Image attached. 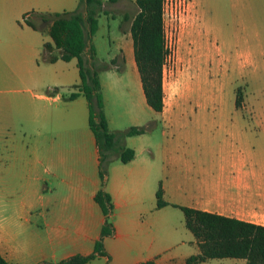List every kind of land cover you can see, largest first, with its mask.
<instances>
[{
  "label": "crops",
  "instance_id": "crops-1",
  "mask_svg": "<svg viewBox=\"0 0 264 264\" xmlns=\"http://www.w3.org/2000/svg\"><path fill=\"white\" fill-rule=\"evenodd\" d=\"M79 3L0 0V253L4 259L11 264H59L75 255H90L108 219L114 232L103 239L107 254L85 264H189L187 259L200 253L198 241L185 216L182 223L175 222L182 211L174 205L264 226V122H258L264 115L237 110L228 115L212 113L211 130H206V113L197 112L192 119L177 115L176 125L172 122L175 132L169 135L163 130L155 143L158 112L147 103L131 26L122 31L119 49L123 64L133 69L139 103L149 115L136 117L133 125L148 129L125 139V146L135 151L132 160L122 162L117 151L109 155L105 190L113 209L108 215L103 212L95 199L102 180L89 104L82 93L70 98L81 84L77 59L51 62L50 56L61 55L53 47L40 62L43 45L52 42L49 24L37 30L26 20L36 13L73 11ZM231 6L238 14L239 29L247 33L228 53L259 55L261 48L252 50L253 44L248 49L246 41L256 37L257 46L264 49L253 27L264 21V0H231ZM239 29L233 28L234 33ZM221 32L217 31L219 38ZM93 38L87 40V51ZM190 123L191 137L181 127ZM160 186L168 204L159 208ZM193 264L247 261L213 258Z\"/></svg>",
  "mask_w": 264,
  "mask_h": 264
},
{
  "label": "rangeland",
  "instance_id": "rangeland-1",
  "mask_svg": "<svg viewBox=\"0 0 264 264\" xmlns=\"http://www.w3.org/2000/svg\"><path fill=\"white\" fill-rule=\"evenodd\" d=\"M105 1L107 12L99 16L93 45L98 62L108 67L100 71L99 76L109 128L117 132L134 126L136 117L149 115L139 103L138 80L132 67L123 64L119 49L122 31L130 28L138 6L135 0ZM237 15L231 0H165L168 54L163 70L164 110L156 114L153 128L155 143L160 142L163 130L169 135L175 132L177 115L192 119L197 112L206 113V130L214 128L212 113L228 115L237 110L264 115V49L257 46L259 42L254 37L246 41V47L249 49L255 44L252 50L261 48L259 55L228 53L229 47L243 42L247 33L240 30L239 19L235 20ZM259 25L253 27L258 29L264 43V21ZM235 27L240 28L236 33ZM218 30L223 37H218ZM45 55L43 46L40 62ZM162 120L167 124L166 129ZM181 127L191 137V123ZM180 213L175 221L178 224L184 220L183 212Z\"/></svg>",
  "mask_w": 264,
  "mask_h": 264
},
{
  "label": "trees",
  "instance_id": "trees-1",
  "mask_svg": "<svg viewBox=\"0 0 264 264\" xmlns=\"http://www.w3.org/2000/svg\"><path fill=\"white\" fill-rule=\"evenodd\" d=\"M116 1V0H110ZM138 12L131 24L135 62L141 77L143 90L149 106L156 112L164 110L163 70L167 59L164 24L165 0H135ZM107 12L103 0H80L73 11L56 13H36V17L27 16V23L34 29L41 30L49 24L52 42L43 46L46 52L53 47L61 50L60 57L50 56L49 61L58 58L69 61L77 59L81 84L79 92L72 93L74 98L82 93L89 104V125L93 131L100 152L99 174L102 188L95 199L103 212L108 215L113 209L112 198L105 190L109 155L118 152L122 162H129L135 156L132 148L125 146L128 136L140 135L148 129L146 126H132L127 130L112 132L105 113L104 95L99 73L108 69L96 58V49L87 40L91 39L99 27V16ZM88 27V30H85ZM87 54L89 56L87 57ZM162 186L157 192L158 207L168 203L163 197ZM185 216L187 228L195 235L200 253L187 259L189 264L203 262L213 258H243L247 264H264V226L237 218L227 217L192 207L174 205ZM114 226L107 219L102 228L101 238L96 242L94 252L90 255H75L62 260L59 264H85L97 255H104L103 239L113 234ZM0 264L7 262L0 253ZM141 264H155L153 261Z\"/></svg>",
  "mask_w": 264,
  "mask_h": 264
}]
</instances>
